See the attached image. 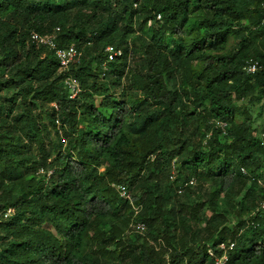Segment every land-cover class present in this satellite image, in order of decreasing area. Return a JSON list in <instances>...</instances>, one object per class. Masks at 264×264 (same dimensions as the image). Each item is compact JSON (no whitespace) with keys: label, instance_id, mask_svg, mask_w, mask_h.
<instances>
[{"label":"trees","instance_id":"obj_1","mask_svg":"<svg viewBox=\"0 0 264 264\" xmlns=\"http://www.w3.org/2000/svg\"><path fill=\"white\" fill-rule=\"evenodd\" d=\"M33 31L81 61L61 71ZM109 45L123 53L102 76ZM250 58L264 61V0H0V214L15 209L0 264H214L208 247L230 240L227 264H264Z\"/></svg>","mask_w":264,"mask_h":264},{"label":"built area","instance_id":"obj_2","mask_svg":"<svg viewBox=\"0 0 264 264\" xmlns=\"http://www.w3.org/2000/svg\"><path fill=\"white\" fill-rule=\"evenodd\" d=\"M143 0H134V7H138L139 4ZM157 19H161V15L157 16ZM151 24V21L150 23ZM59 30V28L57 29ZM31 41L35 43L37 46H45L47 48L52 49L55 52L56 58L60 65L61 71H67L71 68L72 65H75L79 63L83 57V50L78 48L75 44L69 45L67 47H59L57 44V33L54 31L53 33H47V34H40L38 32L33 31L31 33ZM106 55L107 58L104 61L102 68V76H106L109 68V63L115 61V59L122 55L123 51L122 49L116 48L114 45H109L106 47ZM243 70L249 74V75H255L258 71L264 70V61L259 62L257 60H254L253 58H250L246 61V63L243 66ZM65 85L67 86V89L69 91V97L71 99H75L80 92H82V89L79 85V83L70 77H67L65 79ZM52 106L58 109V105L56 103H52ZM57 127L60 126V120L59 118L56 119ZM221 127H226L227 123L221 122ZM211 134L208 136L210 137ZM264 136V134H263ZM172 174L170 176L172 181H175L177 179V160H172ZM242 172L244 174H248V171L245 169V167H242ZM264 174V170H263ZM257 178H255L256 180ZM259 185H261L264 188V178L257 179ZM198 183L196 177H191L189 180L185 181L183 185L178 189V193L181 194L185 191L187 187H194ZM114 187L117 188V190L120 192V195L125 199L131 198V191L127 188L126 185H115ZM139 207H135L136 210ZM15 212L14 208H8L1 212L0 217L8 218ZM264 212V195L259 200L258 205L256 206V209L251 213V216L254 217L258 213ZM130 231L131 232H138L142 235H144L147 231V225L143 221H137L136 219H133L130 224ZM242 231V230H241ZM236 247V241H222L218 245V250L221 251V253H217L214 247L210 246L207 249L208 255L213 258L214 264H227L230 261L231 253L234 251Z\"/></svg>","mask_w":264,"mask_h":264},{"label":"rangeland","instance_id":"obj_3","mask_svg":"<svg viewBox=\"0 0 264 264\" xmlns=\"http://www.w3.org/2000/svg\"><path fill=\"white\" fill-rule=\"evenodd\" d=\"M14 93H15V91L12 90V89H10V90L7 91V95L10 96V97L12 95H14ZM261 104L264 105V102L261 103ZM261 104H256V105H253V106L250 105V108H249V110H251L252 113H253L255 126H258L260 128L264 127V115L262 117L258 116V113L260 111ZM242 117L243 116H241V118Z\"/></svg>","mask_w":264,"mask_h":264}]
</instances>
